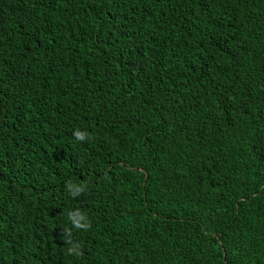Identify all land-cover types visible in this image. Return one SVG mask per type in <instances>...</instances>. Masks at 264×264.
<instances>
[{"label":"trees","instance_id":"1","mask_svg":"<svg viewBox=\"0 0 264 264\" xmlns=\"http://www.w3.org/2000/svg\"><path fill=\"white\" fill-rule=\"evenodd\" d=\"M0 264H264V0H0Z\"/></svg>","mask_w":264,"mask_h":264},{"label":"clouds","instance_id":"2","mask_svg":"<svg viewBox=\"0 0 264 264\" xmlns=\"http://www.w3.org/2000/svg\"><path fill=\"white\" fill-rule=\"evenodd\" d=\"M74 135H75L78 139H80V140L85 139V134L82 133V132H80V131L75 132ZM77 227H80L78 221H77ZM83 227L86 228V227H89V225L86 224V225H83ZM69 251H72V249H70Z\"/></svg>","mask_w":264,"mask_h":264}]
</instances>
